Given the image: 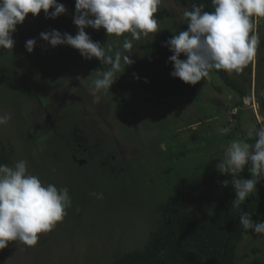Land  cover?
<instances>
[{
    "label": "rangeland",
    "instance_id": "obj_1",
    "mask_svg": "<svg viewBox=\"0 0 264 264\" xmlns=\"http://www.w3.org/2000/svg\"><path fill=\"white\" fill-rule=\"evenodd\" d=\"M193 4L199 3L162 0L154 14L160 32L133 40L128 52L122 48L124 39H131L128 34L85 31L109 55L120 51L134 63L144 45L181 27L184 9ZM74 15L70 8L55 19L43 11L35 18L29 14L12 34L13 49L0 50V116L8 119L0 125V143L13 151L8 166L26 161L30 174L67 187L71 198L67 215L51 232L40 234L31 248L10 242L0 250V264H113L142 251L175 189L202 179L223 160L230 141L245 140L253 124L264 123V49L241 72L228 73L244 89L242 97L212 72L189 98L158 99L137 86L133 63L124 71L122 66L116 76L133 95L134 117L122 107L116 81L109 91L92 94L93 81L104 72L94 66L95 58L40 39L51 30L75 36ZM255 35L258 42L264 39V19L255 23ZM29 39L36 41L31 53L25 49ZM76 57L82 68L74 63L79 69L69 76L63 71ZM89 75L93 81L88 82ZM222 127L231 131L220 135ZM256 188L264 197L263 178ZM234 261L264 264V240L245 232Z\"/></svg>",
    "mask_w": 264,
    "mask_h": 264
},
{
    "label": "clouds",
    "instance_id": "obj_2",
    "mask_svg": "<svg viewBox=\"0 0 264 264\" xmlns=\"http://www.w3.org/2000/svg\"><path fill=\"white\" fill-rule=\"evenodd\" d=\"M161 3L162 0H75L73 24L77 28L76 35L51 30L40 33V39L53 48L70 46L82 58H95L110 65L107 71L96 72L100 78L93 81L92 94L95 96L101 90L109 91L118 78L116 73L122 66L124 71L133 61L131 55L120 51L109 55L85 29L102 28L108 37L128 34L131 39L126 37L122 44L124 52H128L133 47V40L139 41L160 32L154 14ZM211 5L214 8L211 12L204 11L203 4L185 8L183 17L188 22L187 30L165 42L172 53L170 75L188 85H196L208 78L213 69L239 73L256 54L258 37L250 33L254 23L264 19V0H212ZM49 9L53 11L49 13ZM41 11L46 18L55 19L64 15L66 8L56 0H0V50H12L15 43L12 34L17 25H21L29 14L35 18ZM35 44L34 39L26 41V51L31 53ZM182 54L186 59L179 58ZM7 122V117L0 116V125ZM230 131L228 127L217 129L220 135ZM247 136L254 142L233 139L223 160L216 164L219 174L231 177L235 192L232 207L236 208L257 191L256 185L264 178V123L253 124ZM246 168L249 179L241 175ZM227 185L228 181H225L224 186ZM92 195L103 198L102 193ZM69 207L68 188L43 183L37 175L28 172L26 161L19 160L11 167L0 164V250L10 242L34 247L40 234L51 232L64 219ZM239 224L246 232L251 230L264 235V222L254 223L247 212H241Z\"/></svg>",
    "mask_w": 264,
    "mask_h": 264
},
{
    "label": "trees",
    "instance_id": "obj_3",
    "mask_svg": "<svg viewBox=\"0 0 264 264\" xmlns=\"http://www.w3.org/2000/svg\"><path fill=\"white\" fill-rule=\"evenodd\" d=\"M204 11L214 10L212 0H197ZM66 8L75 9V0H56ZM198 5V4H197ZM187 20L169 35L142 47L139 58L132 65V73L137 86L158 99L189 98L199 88L188 85L170 73L173 65L169 62L172 53L165 42L173 35L187 30ZM250 35H255V23ZM264 49V39L258 42L257 50ZM256 50V51H257ZM186 59L183 54L179 57ZM94 66L107 71L110 65L95 59ZM223 83L238 93L245 94L236 80L223 70H211ZM119 100L130 116H136L134 98L121 77L116 79ZM249 143L254 141L248 137ZM12 149L0 143V164L8 165ZM215 162L202 179L179 186L168 198L165 212L159 227L150 234L149 241L142 251L118 257L113 264H236L237 245L246 232L239 224L241 212H247L253 222H264V197L253 192L240 208L232 207L235 192L230 175H221ZM249 179L247 168L241 173ZM228 185L224 186V182ZM264 183V178H263ZM264 240V235L258 234Z\"/></svg>",
    "mask_w": 264,
    "mask_h": 264
},
{
    "label": "crops",
    "instance_id": "obj_4",
    "mask_svg": "<svg viewBox=\"0 0 264 264\" xmlns=\"http://www.w3.org/2000/svg\"><path fill=\"white\" fill-rule=\"evenodd\" d=\"M74 63H76L77 64V66H79V64L81 65V67L80 68H82V62H81V60L78 58V57H76V58H74V60L65 68V70L63 71L64 73L66 72V74L67 75H69L70 76V74H72L73 72L74 73H76V68H78L79 69V67H74ZM72 78V77H71ZM73 79H75V78H73ZM79 79H81V78H79ZM92 79L90 78V75L88 76V82L89 81H91ZM82 81V80H81ZM93 81V80H92Z\"/></svg>",
    "mask_w": 264,
    "mask_h": 264
}]
</instances>
